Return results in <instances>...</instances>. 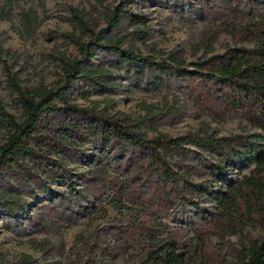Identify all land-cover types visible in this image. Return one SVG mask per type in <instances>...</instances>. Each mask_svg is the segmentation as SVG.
I'll use <instances>...</instances> for the list:
<instances>
[{
    "label": "trees",
    "instance_id": "16d2710c",
    "mask_svg": "<svg viewBox=\"0 0 264 264\" xmlns=\"http://www.w3.org/2000/svg\"><path fill=\"white\" fill-rule=\"evenodd\" d=\"M3 1L0 11L5 14L12 0ZM148 1L117 0L105 15L106 25L101 28L92 26L82 10L71 7L75 29L66 37L76 47L78 56H59L61 73L52 85L40 83L32 89L23 87L17 73L3 62L1 56L7 50L0 45L5 84L21 108V120H18L0 99V128L7 130L6 140L0 145V176L2 170L14 171V167L27 158L48 177L58 176L57 169L63 168L59 159H70L73 153L84 155L80 145L91 139L96 149L105 153L113 150L130 156L138 150L139 175L131 177V181L139 190L121 181L112 173V166L101 160L100 167L87 180L88 193L101 201L112 188L119 186V197L112 202L115 207L128 208L120 199L126 196L131 206L142 207L140 215L143 216L151 215V209L155 208L168 215L178 203L197 208L205 197L209 198L217 211L208 212V221L182 222L164 236L163 224L149 222L141 216L128 228L131 239L122 240L120 244L125 252L136 238H150L132 256V264H202L205 247L213 233H223L224 229L227 233H239L240 224L247 221L258 222L264 231V2L254 0L251 4L255 9L253 16L241 22L247 35L244 37L253 41L254 46H230L225 52L188 62L175 53H171L168 60H157L152 54L143 55L137 49L123 47L129 32L117 35L115 30L126 18L134 25L144 23V14H138L133 5H146ZM44 4L42 0L41 6ZM20 15L23 31L32 34L38 20L37 12L29 8ZM144 30V26H137L132 32L142 37ZM107 52L117 55L130 70L142 71L143 67L156 70L160 73L158 81L175 75L202 112L221 120L224 114L239 111L260 132L230 135L189 132L171 136L155 130V134L149 136L142 129L151 127V112L131 118L125 112L111 110L114 103L111 100L102 106L100 101L90 99V95L113 89L111 75L105 73L104 66L95 67L94 62ZM102 74L108 79H102ZM75 97H81L88 105L73 101ZM52 116L59 118L51 121ZM190 144L216 159L205 160ZM177 157L183 162L184 172L173 167V159ZM187 160L190 162L184 163ZM251 165H254L252 175L242 179L234 177L235 168L242 171ZM197 169L212 175L218 188L212 190L203 182H193L190 177ZM68 173L66 176L70 179V171ZM143 180L151 182L150 189L145 192ZM46 187L51 189L49 185ZM24 211L26 199L20 196L0 199V214L19 216ZM67 212L68 220H73L72 211ZM240 261L241 264H264V233L261 238L250 240L249 246L241 252ZM34 263L36 260L29 254L12 262L0 252V264Z\"/></svg>",
    "mask_w": 264,
    "mask_h": 264
},
{
    "label": "rangeland",
    "instance_id": "374dc122",
    "mask_svg": "<svg viewBox=\"0 0 264 264\" xmlns=\"http://www.w3.org/2000/svg\"><path fill=\"white\" fill-rule=\"evenodd\" d=\"M253 1L149 0L146 5H133L138 14H144V23L134 25L126 18L115 31L117 35L129 32L124 48L137 49L143 55L152 54L157 60H168L169 55L175 53L188 62L196 61L225 52L230 46H254L253 41L246 40L244 25H241L242 21L253 16ZM41 2L12 0L11 6L5 8V14L0 11V45L7 50L1 58L17 73L22 86L27 89L40 83L52 85L60 77V55L78 56L76 47L66 37L75 29L71 7L82 10L92 26L101 28L106 25L105 15L118 3L117 0H44L42 7ZM260 2L263 4L264 0ZM3 3L0 0V7ZM29 8L38 14L30 35L23 31L20 15ZM137 26L145 28L142 37L132 32ZM94 62L95 67L104 66L105 73L111 75L113 89L90 95V99L100 101L102 106L111 100L114 102L111 110L125 112L131 118L151 112V127L142 129L149 136L154 135L155 130L171 136L189 132L218 135L260 132L239 111L224 114L221 120L202 112L173 74L158 81L160 73L156 70L145 67L142 71L130 70L110 52L103 53ZM103 74L102 79H108ZM0 99L7 105V110L21 120V108L5 84L2 62ZM73 101L88 105L81 97H75ZM55 118L59 116L50 119ZM6 137L7 130L0 128V145ZM80 146L84 155L73 153L70 159H59L64 170L57 169L58 176L53 178L38 169L29 158L16 165L14 171L2 170L0 199H8L10 195L26 199V211L19 216L0 214V252L6 259L18 262L29 254L36 260L34 264H132V256L150 241L149 237L141 240L138 237L132 241L130 249L123 252L120 244L122 240L131 239L128 228L135 219L143 216L140 215L142 207L131 206L123 196L120 199L128 208H116L112 202L119 197V186L112 188L101 201L87 190V180L100 167L101 160L112 166V173L121 181H127L134 190H139L131 181V177L139 175V151L130 156L113 150L105 153L96 149L93 139ZM189 146L201 152L205 160L216 159L194 144ZM51 157L58 158L56 155ZM172 164L176 170L184 172L183 162L178 157ZM253 169L254 165L242 171L235 168L234 177L250 176ZM197 170L192 171L190 178L193 182H203L212 190L218 188L212 175ZM68 171L70 179L66 176ZM142 184L144 192L151 187L150 181L143 180ZM46 185L51 189L48 190ZM151 210V215H144L143 219L163 224L166 236L182 222L199 224L208 221V212H216L217 207L205 197L200 207L178 203L168 215L159 208ZM67 211H72L73 220H68ZM240 228L239 233H227L224 229V237H221L223 233H213L205 247L202 264H241L242 250L249 246L250 240L261 238L264 231L258 222L251 221L240 224Z\"/></svg>",
    "mask_w": 264,
    "mask_h": 264
}]
</instances>
